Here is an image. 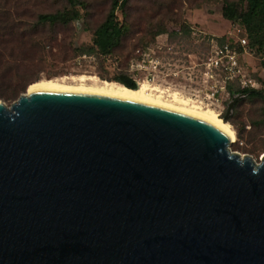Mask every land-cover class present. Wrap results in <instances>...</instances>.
<instances>
[{
  "label": "water",
  "instance_id": "obj_1",
  "mask_svg": "<svg viewBox=\"0 0 264 264\" xmlns=\"http://www.w3.org/2000/svg\"><path fill=\"white\" fill-rule=\"evenodd\" d=\"M232 143L115 96L0 100V264H264V155Z\"/></svg>",
  "mask_w": 264,
  "mask_h": 264
},
{
  "label": "rangeland",
  "instance_id": "obj_2",
  "mask_svg": "<svg viewBox=\"0 0 264 264\" xmlns=\"http://www.w3.org/2000/svg\"><path fill=\"white\" fill-rule=\"evenodd\" d=\"M82 1L85 5L78 7V19L66 25H52L42 23L39 16L69 11L68 0H0V100L10 105L39 80L77 84L83 75L88 77V83H92L89 78L114 82L119 74L159 86L167 96L178 91L189 98L191 86L183 88L177 81L145 80V74L134 66L140 51L152 47L169 60L176 57L189 60L192 65L202 61L208 55L209 37L230 35L234 22L223 16V8L227 2L239 0H128L117 15L130 27L110 55L82 53L80 48L93 44L94 32L107 17L112 0ZM183 24L191 26L188 32ZM162 27L166 32L158 34ZM247 59L254 76L264 77V52H253ZM194 74L198 75L197 69ZM233 100L225 95L221 105L210 107L224 119ZM229 114H233L229 123L236 134L231 150L260 162L264 155V100L246 98Z\"/></svg>",
  "mask_w": 264,
  "mask_h": 264
},
{
  "label": "built area",
  "instance_id": "obj_3",
  "mask_svg": "<svg viewBox=\"0 0 264 264\" xmlns=\"http://www.w3.org/2000/svg\"><path fill=\"white\" fill-rule=\"evenodd\" d=\"M243 34L244 28L234 22L225 41L222 42L220 36L209 37L208 55L194 65L189 60L176 57L166 59L155 48L147 47L140 51L134 66L136 71L145 74L144 79L149 82L177 81L183 88L191 86L190 97L198 104L206 107L221 105L224 96H230V84L242 91L262 87L247 59L253 51ZM194 69H197L198 75L194 74Z\"/></svg>",
  "mask_w": 264,
  "mask_h": 264
},
{
  "label": "trees",
  "instance_id": "obj_4",
  "mask_svg": "<svg viewBox=\"0 0 264 264\" xmlns=\"http://www.w3.org/2000/svg\"><path fill=\"white\" fill-rule=\"evenodd\" d=\"M71 9L59 10L54 13H46L39 16L42 23L69 24L80 16L78 7H83L85 2L82 0H68ZM128 0H112V5L109 13L103 23L96 28L94 32L93 44L84 46L81 49L82 53L99 52L103 55H110L120 46L124 35L129 29V24L126 21H121L117 15L119 9L126 7ZM126 16V12L123 11ZM223 16L235 23L240 24L244 28V36L248 39V46L253 52H264V0H239L238 2H227L223 8ZM191 26L183 24L184 31L188 32ZM166 32V28L162 27L158 30V34ZM222 42L225 37L221 38ZM264 68V60L262 61ZM258 79L262 82V87L242 91L234 84L229 85L230 96L240 98L236 101L234 110L241 105V102L246 98L263 99L264 100V77ZM114 82L121 85H126L130 88H136L138 82L128 74H119ZM226 122H232L233 114H229L228 110L223 115ZM223 119V118H222ZM238 137L241 134L238 133Z\"/></svg>",
  "mask_w": 264,
  "mask_h": 264
},
{
  "label": "bare ground",
  "instance_id": "obj_5",
  "mask_svg": "<svg viewBox=\"0 0 264 264\" xmlns=\"http://www.w3.org/2000/svg\"><path fill=\"white\" fill-rule=\"evenodd\" d=\"M87 78L83 75L80 76L77 79L79 81L77 84H66L55 80H39L29 85L28 91L35 89H64L146 102L204 119L226 132L232 142L236 140V134L231 124L222 119L215 109L198 104L191 97L187 98L178 91L170 92L167 96V92L164 89L148 82H138V87L130 88L116 82L108 80L98 81L93 78H89L92 83H88L86 82Z\"/></svg>",
  "mask_w": 264,
  "mask_h": 264
}]
</instances>
